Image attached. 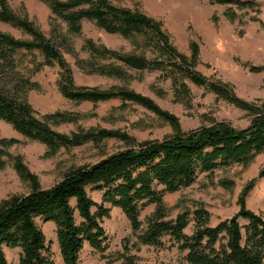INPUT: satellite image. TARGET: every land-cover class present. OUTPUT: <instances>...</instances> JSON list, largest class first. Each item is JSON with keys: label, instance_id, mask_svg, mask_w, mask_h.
<instances>
[{"label": "trees", "instance_id": "1", "mask_svg": "<svg viewBox=\"0 0 264 264\" xmlns=\"http://www.w3.org/2000/svg\"><path fill=\"white\" fill-rule=\"evenodd\" d=\"M41 1L66 23L69 34L81 35L83 22L87 20L109 33L132 39L137 47L150 51V54L147 51L124 53L85 39L83 49L91 57L86 67L91 72L122 77L126 74L124 68L160 71L163 78L171 79L175 93L189 99L190 88L186 82L189 80L246 110L251 120L240 128L210 118L208 125L185 132L179 118L162 109L149 96L122 87L99 89L76 85L72 69L61 51V46L68 52L73 51L68 34L56 26L54 38L47 37L27 17L12 11L6 0H0V21L31 35V39H21L0 29V120L10 123L26 138L45 144L47 155L90 141L99 147L107 138L119 139L127 145L93 164L70 169L60 181L45 188L22 158L10 152L19 141L0 136V170L11 163L30 186L28 193L0 202V264H13L6 255V248L21 249L19 264H56L51 243L36 221L38 217L56 225L64 264H81V253L86 245L103 254L106 262L102 264H173L145 261L127 244L116 258L105 255L109 237L103 221L111 217L112 207L120 208L129 219L136 236L133 246L137 249L143 245L162 246L163 237L169 235L180 250L186 251L189 264H264V216L247 206V197L257 179L264 178V165L239 194V210L216 225L211 224V213L202 202L194 201L192 209L171 218L170 208L164 201L165 194L193 185L203 173L209 175L236 164L247 167L264 153V100L258 104L248 102L238 97L229 85L208 79L197 70L198 44L191 43L190 56L182 53L172 44L161 23L143 12L116 5L111 0ZM207 1L228 5L226 16L231 20L237 17L233 7L259 10L255 0ZM22 50H38L43 56V61L34 62L33 68L28 66V75L19 56ZM102 59H114L122 65H100L98 61ZM55 64L61 68L58 88L66 98L93 103L119 98L136 103L166 120L174 134L161 140L139 142L121 130L92 128L71 134L55 130L54 124L70 122L73 117L64 112L40 117L27 98L29 90L39 88L32 80V73ZM250 69L263 71L264 67L251 66ZM221 183L225 188L234 184L228 179H222ZM90 187L103 192L100 202L91 196ZM151 204L155 208L143 228L140 216ZM192 221L194 230L187 234L185 229Z\"/></svg>", "mask_w": 264, "mask_h": 264}, {"label": "rangeland", "instance_id": "2", "mask_svg": "<svg viewBox=\"0 0 264 264\" xmlns=\"http://www.w3.org/2000/svg\"><path fill=\"white\" fill-rule=\"evenodd\" d=\"M111 1L116 5L143 12L160 22L172 44L188 56L191 55V43L196 42L200 50L197 70L208 79L229 85L238 97L248 102L258 104L264 100V70L250 69L251 66L264 67V0H255L259 3V10L233 7L237 13L234 20L226 16L228 5L213 4L207 0ZM6 4L16 14L32 21L47 37L54 38L56 26L68 34L73 51L68 52L64 47L62 49V46L61 51L72 69L76 85L99 89L122 87L149 96L162 109L177 116L185 132L208 125L210 118L230 122L240 128L250 123L251 116L246 110L189 80H186L190 88V98L187 99L186 96L175 93L171 79L163 78L160 71L124 68L126 74L122 77L93 73L86 67L91 57L83 49L85 39H93L110 49L124 53L147 51L150 54V51L140 49L132 39L109 33L87 20L83 22L81 35L69 34L66 23L57 18L50 7L41 0H6ZM0 29L17 38L31 39L30 34L10 23L0 21ZM54 41L57 42L56 39ZM19 56L23 59L27 72L28 66L33 68L34 62L43 61V56L38 50H22ZM98 63L122 65L114 59H102ZM60 72V66L55 64L44 66L32 73V80L39 84V88L27 93L29 102L40 117L56 112L68 113L73 117L74 120L70 122L54 124L55 130L71 134L81 129L107 128L126 132L139 142L161 140L174 134L172 126L166 120L139 104L123 102L119 98L98 103L76 102L66 98L57 84ZM0 136L19 141L9 149L10 152L22 158L45 188L60 181L70 169L93 164L127 146L119 139L107 138L99 147L90 141L78 146L63 147L55 155H47L45 144L26 138L3 120H0ZM263 165L264 153H261L247 167L236 164L217 169L209 175L203 173L193 185L165 194L164 201L170 208V217H175L185 209H192L194 201L202 202L210 211L212 225L234 215L239 210L238 197L243 187L258 176ZM222 179L233 181V186L225 188L221 183ZM29 191V184L20 177L11 163L0 170V202ZM89 192L96 201L102 200L103 192L91 187ZM247 206L264 216V178L257 179L254 189L247 197ZM154 208L155 205L151 204L142 211L140 219L143 228L146 226L147 216ZM36 221L51 243L55 263L64 264L56 225L41 217ZM103 225L109 237L108 249L104 254L111 258H116L127 244L132 252L145 261L189 264L185 258L186 251L180 250L170 240L169 235L163 237L162 246L143 245L140 249L133 246L136 236L126 214L118 207H112L111 217L104 219ZM193 230L192 221L185 232L191 234ZM5 252L10 262L19 264L20 248H6ZM80 260L81 264L106 262L103 254L89 245L83 249Z\"/></svg>", "mask_w": 264, "mask_h": 264}]
</instances>
